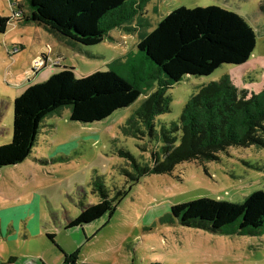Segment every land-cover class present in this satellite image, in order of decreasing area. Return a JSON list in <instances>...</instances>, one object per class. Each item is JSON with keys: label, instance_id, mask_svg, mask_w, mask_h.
<instances>
[{"label": "rangeland", "instance_id": "obj_1", "mask_svg": "<svg viewBox=\"0 0 264 264\" xmlns=\"http://www.w3.org/2000/svg\"><path fill=\"white\" fill-rule=\"evenodd\" d=\"M12 1L16 7L17 2L24 0H0V17L11 18L6 34H0V147L11 143L15 99L29 86L39 84L33 63L42 56H38L40 50L47 51L43 56L49 57L42 70L52 71L56 66L57 58L52 59L50 52L55 45L62 47L66 55L63 64L76 66L78 78L111 71L138 83L143 94L132 107L101 123L73 122L70 108L49 116L45 121L48 127L43 129L35 149L37 160L2 169L0 209L6 211L2 213L6 223L4 231L0 229V264H8L11 258L18 259L16 264L43 261L65 264V255L46 245L49 235H55V242L68 251L81 250V258L93 264H264V234L216 236L181 226L171 216L172 207L200 199L241 204L251 194L263 192L264 148H231L216 161L184 163L170 175L147 176L135 186L125 171L137 175L136 168L122 155V151H127L138 163L151 164L152 149L159 146L150 138L129 137L122 131L157 90V81L152 79L153 64L138 50L142 33L152 32L180 7L219 6L240 15L253 27L258 39L247 63L224 65L209 77L189 76L177 84L170 91L171 113L157 119L160 129L179 122L185 105L199 86L228 78L240 89L263 92L264 0H152L147 8L148 25L143 30L137 28L132 33L115 30L112 33L115 41L107 39L92 47L78 44L82 52L60 44L43 27L22 24L20 13H13ZM64 68L62 65L59 70ZM96 178L111 191L112 197L126 191L118 210L113 217L106 215L86 231L65 234L68 219L80 215L81 202L86 205L100 202L99 194L93 193ZM27 194L35 200L31 209L38 211L32 218L10 211L19 208ZM37 203L41 209L37 210ZM11 212L13 215L8 214ZM12 220L20 227L16 239H9ZM61 224L63 227L59 229ZM28 229L32 230V237ZM80 235L87 236L82 239L84 245L77 239Z\"/></svg>", "mask_w": 264, "mask_h": 264}, {"label": "trees", "instance_id": "obj_2", "mask_svg": "<svg viewBox=\"0 0 264 264\" xmlns=\"http://www.w3.org/2000/svg\"><path fill=\"white\" fill-rule=\"evenodd\" d=\"M150 1L24 0L16 7L12 1L11 7L14 14L20 13L22 24L43 27L60 43L82 52L78 44L100 45L113 40L111 33L118 29L132 33L135 29L128 26L134 23L143 30L148 25ZM10 21L0 17V34H6ZM257 45L253 27L237 13L219 6L180 7L152 32L142 34L138 50L153 64L157 90L122 131L129 137L150 138L159 146L152 149L151 164H140L122 151L137 171V175L125 171L133 186L147 176L170 175L184 163L216 161L231 148H264V90L256 94L240 89L228 78L199 86L179 122L160 129L157 125L158 117L171 113L170 91L184 78L209 77L224 65L241 66L250 60ZM142 94L138 83L115 72H96L80 79L74 68L67 67L49 80L29 86L14 101L12 141L0 147V181L2 169L32 157L49 116L70 108L73 122L101 123L132 107ZM93 186L100 202H81V213L67 224V230L83 229L108 214L113 217L126 195L120 191L112 197L99 178ZM171 216L181 226L216 236H260L264 234V191L251 194L241 204L200 199L172 207ZM48 238L54 242L55 235ZM63 253L65 264H79L81 250Z\"/></svg>", "mask_w": 264, "mask_h": 264}, {"label": "crops", "instance_id": "obj_3", "mask_svg": "<svg viewBox=\"0 0 264 264\" xmlns=\"http://www.w3.org/2000/svg\"><path fill=\"white\" fill-rule=\"evenodd\" d=\"M152 1V0H151ZM151 1L149 2V4L151 3ZM148 4V5H149ZM148 8V7H147ZM148 21H149V14H148ZM131 27L133 28V29H137L136 27H137V24L136 23H134V24H132L131 25ZM118 30H121V29H118ZM123 31H125V30H123ZM127 32V31H126ZM113 33V32H112ZM112 33H111V36H112ZM143 34V33H142ZM142 36V35H141ZM112 38H113V40L112 41H115V38L112 36ZM51 39V38H50ZM111 40V39H110ZM60 44H62V43H60ZM52 47V55H51V57H52V59H56L54 62L56 63V66L55 67H53V69H52V71H51V69L49 68H47V69H45V70H42L39 74H38V83L40 84L41 82L43 83V81H46L47 79H49L51 76H53L55 73H58V72H60L61 70H59V68H61L62 69V65H63V67H68V68H74V67H76V66H74V65H67V64H63V62H64V60H66L65 59V54H64V52L62 51L63 50V48L62 47H59V46H51ZM24 50H25V47H24ZM47 51H42V50H40L39 51V54H38V56H40V55H43L44 53H46ZM58 64V65H57ZM75 69V73H76V76H77V70H76V68H74ZM78 77V76H77ZM11 141H12V138H11ZM36 155H38V153H36V151H34V154L32 155V157L30 158V159H35V160H37V158L35 157ZM29 160V159H28ZM28 160H26L25 162H27ZM24 162V163H25ZM24 163H22V164H24ZM21 165V164H20ZM18 166V165H17ZM16 167V166H15ZM24 200V202L22 203V205L19 207V208H13V210L11 209L10 211H12L14 214L16 213V212H20V213H25L29 218H32V216H34V215H38V211H34V210H32L31 209V207H30V205L31 204H33V202L35 201L34 200V198L30 195V194H27L26 196H24V198H23ZM36 208H37V210H38V208L39 209H41V205L40 204H36ZM4 212H6L5 210H2V209H0V229H1V231H4V228H3V225H4V223H6V219H5V217L2 215V213H4ZM9 212V211H8ZM8 213V214H10V215H13V213ZM24 220H26V219H24ZM69 221L68 222H70L71 220H73V219H68ZM13 222V224H12V226H11V234L9 235L10 237H9V239H16V237H17V231H19V225L17 224V222H16V220H12ZM21 221V220H20ZM29 226H30V224H29ZM64 226H66V225H64ZM88 226H90V225H87V226H85L83 229H84V231H86L87 229H88ZM59 227V229L61 228L62 229V227H63V224H61V225H59L58 226ZM63 231H65V234H72V233H74V232H78V231H81V228H76V229H70V230H67V229H63ZM28 232L30 233V236L33 234V232H32V230H29L28 229ZM32 237V236H31ZM86 237V238H85ZM82 236V235H80L79 237H77V239H78V241H79V243L81 244V245H84L85 244V241H84V243H83V240L82 239H87V236ZM57 237L55 236V239H56ZM34 240V239H33ZM32 240V241H33ZM88 241V240H87ZM45 243H46V245L47 246H52L53 248H55L56 250H58L59 251V253L60 254H62V255H65L63 252H65V253H68L69 255H72V254H74V251H68L67 249H64L62 246H60L57 242H55V240H54V242L53 241H51L48 237H47V241H45ZM83 243V244H82ZM59 247L61 248V250L59 249ZM66 257V256H65ZM18 262V259L17 258H11L9 261H8V264H16ZM81 263H91L90 261H88V260H85V259H83V258H81V256H80V261H79V264H81ZM41 264H46L45 263V261H43Z\"/></svg>", "mask_w": 264, "mask_h": 264}, {"label": "built area", "instance_id": "obj_4", "mask_svg": "<svg viewBox=\"0 0 264 264\" xmlns=\"http://www.w3.org/2000/svg\"><path fill=\"white\" fill-rule=\"evenodd\" d=\"M16 14H18V12ZM51 51L52 50L50 49V52ZM48 59H49L48 56L45 57L43 55L35 59V61L33 63V73L35 75H37L41 72V70L44 68L43 66H45L48 63Z\"/></svg>", "mask_w": 264, "mask_h": 264}]
</instances>
